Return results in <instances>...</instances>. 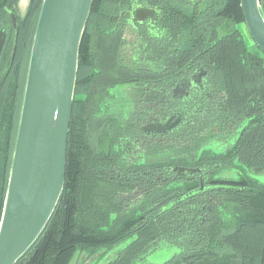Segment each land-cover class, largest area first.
<instances>
[{
  "label": "trees",
  "instance_id": "obj_1",
  "mask_svg": "<svg viewBox=\"0 0 264 264\" xmlns=\"http://www.w3.org/2000/svg\"><path fill=\"white\" fill-rule=\"evenodd\" d=\"M42 3L31 0L18 26L24 81L0 144V223ZM260 5L264 16V0ZM159 6L156 27L140 28L142 57L128 66L110 48L130 19L128 0H94L80 49L64 192L17 264H72L84 251L129 238L105 264H136L163 247L176 253L162 264H264V184L218 176L237 164L264 169V53L254 43L259 53L249 51L240 0ZM8 21L0 6V22ZM82 68L91 69L84 80ZM199 71L201 85L177 97L179 81ZM126 86L124 110L113 91ZM169 120L176 124L166 132L145 129ZM214 137L234 142L214 153Z\"/></svg>",
  "mask_w": 264,
  "mask_h": 264
},
{
  "label": "water",
  "instance_id": "obj_2",
  "mask_svg": "<svg viewBox=\"0 0 264 264\" xmlns=\"http://www.w3.org/2000/svg\"><path fill=\"white\" fill-rule=\"evenodd\" d=\"M94 0H43L30 54L0 223V264H17L40 238L64 192L80 49ZM264 53L260 0H240Z\"/></svg>",
  "mask_w": 264,
  "mask_h": 264
},
{
  "label": "flooded vegetation",
  "instance_id": "obj_3",
  "mask_svg": "<svg viewBox=\"0 0 264 264\" xmlns=\"http://www.w3.org/2000/svg\"><path fill=\"white\" fill-rule=\"evenodd\" d=\"M162 0H128L130 4V19L127 23V26L124 29V32L122 36L111 40L112 43L110 44L111 53L117 56H121V58L124 60L126 65H130L131 59L128 58L127 55V49H129V46L133 45L134 47L139 49V54L135 59H140L142 57V49H143V40L142 37L139 35L140 28L142 26H151L156 27L157 21H158V8L160 7V3ZM191 2H194L196 0H189ZM9 22V21H8ZM10 22L5 25L0 22V115L2 116V119H0V122H5V126H8L10 123V115H11V106L15 104L17 100L18 91L20 90V86L23 84L24 81V67H25V58L21 54L20 51H18V36L19 33L17 31V34L14 35L13 28L11 27V24L9 26ZM113 31V30H112ZM128 36L133 37V43L128 39ZM15 42L14 47L12 44ZM96 48H100V46ZM30 60V58H29ZM29 66V63H28ZM28 74V70H27ZM27 74L25 79V85L27 80ZM204 73L203 71H199L189 78H186L187 81H194L195 86L186 93L184 96H180L176 94V89L174 90V93L177 97H186L188 96L193 90H195L199 85H201L202 79H203ZM180 82V81H179ZM25 85H24V91H25ZM23 98H24V92H23ZM23 103V102H22ZM153 123L166 125L169 126L165 128L164 130L151 132L147 130V127ZM176 122L174 120H169L165 123H158V122H150L145 126V129L150 134H156V133H163L166 132L174 127ZM190 172H194L193 170H187L182 169ZM181 169L179 170L180 173ZM181 174V173H180ZM167 248V247H163ZM163 248H160L158 250H161ZM158 250L151 252L149 254H153L157 252ZM176 253V252H175ZM174 253V254H175ZM171 259V258H170ZM168 261V260H167Z\"/></svg>",
  "mask_w": 264,
  "mask_h": 264
},
{
  "label": "rangeland",
  "instance_id": "obj_4",
  "mask_svg": "<svg viewBox=\"0 0 264 264\" xmlns=\"http://www.w3.org/2000/svg\"><path fill=\"white\" fill-rule=\"evenodd\" d=\"M0 6L3 7V10L5 11V14H8L11 27L13 28L14 35L17 34L19 23H22L25 20V17L27 16L30 6H31V0H17L13 3L3 1L0 2ZM242 32L246 36V41L248 42L249 51L255 55L259 53V50L257 47L253 44L254 42L250 39V35L246 27H242ZM128 39L134 42L132 39V36H128ZM15 42L12 44L14 47ZM139 54V49L134 47L133 45L129 46V49H127V55L129 59H135L137 55ZM131 64V61H130ZM86 68H82L81 71V80H84L85 77H87V71L84 70ZM91 69L89 70V72ZM194 81H187L186 79H182L176 89V94L180 96L186 95L187 92H189L194 86ZM129 86L114 89V94L116 98H119L121 101H124V110L127 109L128 101L131 100V91ZM118 99V100H119ZM169 124V123H168ZM161 125L157 123H153L147 127L148 131L156 132L160 130H164L169 125ZM2 129V134L0 135V144L4 142V139L6 138V134L4 133L7 130V126H0ZM233 140L228 139H222L218 137H214L210 140L208 144V150L214 153H220L222 150L226 149L227 146L230 143H233ZM0 164H1V157H0ZM1 170V167H0ZM182 175H185L188 173L186 170L180 171ZM222 179L226 180H240L242 178H252L260 183L264 184V169H251L246 166H243L241 164H237L235 167L229 169V170H223L218 175ZM132 238H129L119 244H117L115 247L106 249H93V250H87L82 252L81 254L77 255L75 260L72 264H105L107 262L113 261L118 254L125 249L131 242ZM176 252V249L174 247H167L163 248L161 250H158L157 252L153 254H149L147 258L140 262L137 261L136 264H162L165 261L169 260L174 253Z\"/></svg>",
  "mask_w": 264,
  "mask_h": 264
}]
</instances>
